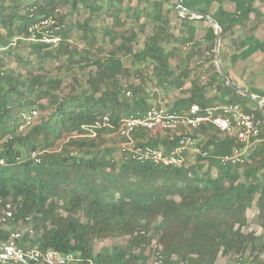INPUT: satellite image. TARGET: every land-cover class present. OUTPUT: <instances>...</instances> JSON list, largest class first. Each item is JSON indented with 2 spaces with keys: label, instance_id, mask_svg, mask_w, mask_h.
<instances>
[{
  "label": "trees",
  "instance_id": "trees-1",
  "mask_svg": "<svg viewBox=\"0 0 264 264\" xmlns=\"http://www.w3.org/2000/svg\"><path fill=\"white\" fill-rule=\"evenodd\" d=\"M123 1L0 0V51L4 54L12 53L14 43L34 37V52L45 51V55L59 60L67 57L57 67L66 71L76 66L94 67L88 71L85 83L74 76L70 90L62 93L58 80L48 73L23 74L6 67L0 55V159L5 161L0 164V213L7 204L14 211L8 222L10 230L0 224V239H7L11 231L22 230L17 225H31L37 232L34 243L43 249L75 252L82 257L79 264H148L150 255L144 249L154 240L155 251L161 256L159 264H208L207 258L220 255L228 256L226 264H264V233L245 231L249 227L248 210L253 206L256 221L264 229V106L231 88L214 63L207 80L191 78V54L200 50L203 42L213 49L216 29L210 22L205 40H195L193 22L207 19L187 14L180 16V33L175 35L170 32L175 5L166 7V0L153 1V9L142 6L151 0H130L127 15L139 18L144 14L153 23L135 51L126 43L137 38L134 30L124 37L123 45H118L114 29L107 27L104 33L110 37L112 49L92 55L97 31L92 18L104 8L113 14L122 12ZM258 1L183 0L181 10L193 9L212 16L222 28L223 63L228 59L236 63L264 46V41L249 31L252 14L263 15ZM226 2L234 4L235 9L225 8ZM63 3H71L75 9L81 5L93 15L79 24L87 47L69 49L72 23L57 11ZM42 23V31H31ZM139 28L145 32V23ZM45 31L60 39L56 53L50 49L54 43L42 40ZM171 43L174 45L168 49ZM190 43L189 52L173 67L171 60L178 56L181 45L186 48ZM123 49L134 57L147 58L151 72L137 67L139 84L127 82L130 69L119 54ZM225 70L230 76L226 64ZM189 80L191 86L185 89ZM149 82L153 84L151 89ZM154 87L166 93L183 89L174 98L175 111L215 101L238 102L255 111L263 124L248 158L241 163L223 161L233 147L243 143L210 125L192 131L204 138L203 148L208 151L205 156L189 153L181 167L134 160L122 150L124 138L117 129L123 119L160 105L152 103L159 95ZM210 89L218 94L210 97ZM247 90L264 98L263 90ZM247 99L255 101L257 108L247 106ZM48 106L54 117L37 120L18 131L25 113ZM105 115L110 117V125L95 127L96 134L92 135L94 124ZM170 136L171 131L162 129L141 128L134 133L137 144L166 149L177 144ZM192 156L194 161H190ZM57 199L63 201L62 205ZM60 208L70 216L59 213ZM80 211L85 221L77 216ZM125 236L126 245L94 252L96 240ZM28 238L29 232L22 243Z\"/></svg>",
  "mask_w": 264,
  "mask_h": 264
},
{
  "label": "rangeland",
  "instance_id": "rangeland-1",
  "mask_svg": "<svg viewBox=\"0 0 264 264\" xmlns=\"http://www.w3.org/2000/svg\"><path fill=\"white\" fill-rule=\"evenodd\" d=\"M27 1H34V0H27ZM155 0H151L149 3L144 2L142 6L149 5L150 9H153L152 3ZM134 3H136V0H133ZM130 0H124L123 1V8L124 10L122 12L117 13H111L108 12L107 8H104L102 11L95 13V16L92 18V26H95L97 29L96 31V40L94 41V45L92 48V55H99L108 53L112 49V43L110 41V37L105 35V28L110 27L114 29V33L116 35V42L118 45H123L125 40V36L129 35L130 31L134 30L137 33V38L135 41H127V44H130L133 46L134 51L142 45L145 36L148 35L151 31V27L153 26V23L151 20L144 16V14L141 17H136L132 14L127 15V11L125 10L127 6H130ZM258 6L260 7L261 11L263 12V15L256 17L255 14H252V21L249 23V31L255 33L256 36H258L262 41H264V1H258ZM164 5L166 7H174L175 10L172 12L171 16V25H170V32L174 33L175 35H179V29L181 28V18L180 16H185V11L180 10L177 11L178 6V0H166ZM225 8H228L230 10L235 9V5L232 3L226 2ZM215 10V7L212 8V11ZM58 13L65 15V20L68 23H72L70 29L68 30L70 33V37L68 38V43H70V47H77L79 49H82L84 47H87L85 44L86 40H82V34L81 27L79 24L84 22L89 17H92L93 15L87 11L84 7L80 5L78 9H75L72 7V4L70 3H63L58 5ZM177 12V13H176ZM120 20V21H118ZM141 23H145V32H141L139 25ZM194 26L196 27V33H195V40H205V34L207 32V27L210 25V21L205 20H196L193 22ZM252 27V28H251ZM216 29V28H215ZM39 31H42L43 28H39ZM50 34V32H48ZM93 35L94 33L91 32ZM50 35H48L49 37ZM34 37L28 38L25 40L24 43L16 44L14 43L12 48L11 54H4V51H0V55L4 56L5 66L8 68L18 69L23 74L29 73L30 71L33 73L41 72L44 74L50 75L51 77L58 80V83L60 84V92L67 93L70 90V86L73 83L72 79L74 76L81 79L83 83H85V80L88 77V71L94 67H72V69L66 71L62 67H57L58 64H61L62 61H67L66 56H62V59H55L52 57H49L45 55V51H41L40 53L34 52L33 48L31 47V43L34 42ZM59 38H57V41H50L47 43H54L53 46L50 48L53 53H56L59 49ZM202 41V40H201ZM174 43L167 45V48L170 49ZM223 45V40H221V48ZM180 47V46H179ZM192 44L190 43L186 48L185 46L181 45L180 51L178 52V56L173 58L171 60V63L173 67H177L180 63V60L186 55L187 52L191 49ZM212 45L207 42H203L202 47L200 50L194 52L191 54V61H190V67L192 68L191 71V78L193 79H201V81L207 80V78L212 73V69L210 68V65L214 63L216 65V58H215V47L212 49ZM126 50H121L120 55L122 57V60L124 62V65L129 67L130 69V77L128 78V83H134L139 84L141 81V78L138 76L136 72V68L141 66L146 72H151V68L148 69L147 67V58L139 56L134 57L131 54L125 53ZM231 51V50H230ZM95 53V54H94ZM227 65L230 77L232 80L243 89L247 90L248 88H257L259 90L264 91V46L259 51L248 57L247 59H239L236 63H232L230 59H228L225 63ZM217 67V65H216ZM145 75V73H144ZM147 77V76H146ZM191 86V81L189 80L185 84V89L189 88ZM148 87L151 89L153 87V84L151 82L148 83ZM156 89V87H154ZM157 93L159 94L156 99L152 101L153 104H160V105H166V106H172L174 104V98L177 95H180L183 91V89L173 90L168 93L163 92L162 89H156ZM216 94H218L217 90L210 89L208 91V95L210 97H214ZM264 100V98H262ZM217 102V101H215ZM214 102V103H215ZM220 102V101H219ZM241 104V103H240ZM242 105V104H241ZM246 105L250 106L253 109L257 108V103L255 101H252L251 99H247ZM243 106V105H242ZM246 108L245 106H243ZM264 112V111H263ZM54 117L53 109L48 106L44 110L39 111V118L37 120L42 119H49L51 117ZM57 147V146H56ZM195 156L190 157V161H194ZM218 170H215L214 173L216 174ZM57 202L59 205H62L63 201L61 199H57ZM59 213L70 216L69 213H67L64 209L60 208ZM256 215L257 210L255 206L250 208L248 210V217H249V227L245 228V231H255L257 234L264 233V229L257 223L256 221ZM77 216L82 219L86 220V217L84 216V213L80 211ZM21 227L22 230L27 226L25 225H17L16 227ZM35 231V235H36ZM125 237H115V238H102L98 239L94 243V252L97 253L103 248H109L111 249L114 245H126L127 240ZM156 243L155 240L152 243V246L149 245L145 247L144 251L147 255H150V260L148 264H151L155 257V250H156ZM208 264H226L229 261L228 256L220 255L216 259H206ZM238 264V263H233Z\"/></svg>",
  "mask_w": 264,
  "mask_h": 264
},
{
  "label": "built area",
  "instance_id": "built-area-1",
  "mask_svg": "<svg viewBox=\"0 0 264 264\" xmlns=\"http://www.w3.org/2000/svg\"><path fill=\"white\" fill-rule=\"evenodd\" d=\"M42 25L43 23L36 24L31 31L42 28ZM48 32L50 31H45L42 40L56 42L57 37H48ZM38 117L39 111L36 109L25 113L18 131L35 124ZM262 124V119L255 111L247 110L238 102H215L204 107L194 103L182 111H175L172 106L152 105L144 114L123 119L117 133L124 138L120 144L122 150L128 151L134 160L181 167L186 163L189 153L203 156L208 154L203 148L204 138L194 135L192 132L194 129L213 125L228 135L235 136L243 145L233 147L232 152L222 157V160L241 163L248 158L253 143L258 141ZM109 125L110 117L105 115L94 124L92 135L96 134L95 127ZM141 128L152 131L169 130L170 139L176 140L177 144L171 149L139 145L135 142L134 133ZM4 162V159H0V164ZM13 216L14 211L11 205L7 204L0 213V224L10 230L8 222ZM27 232L29 238L22 243ZM35 237L34 228L29 225L26 229L11 231L7 239H0V264H79L82 261V257L75 252L65 253L54 248L43 249L38 243L33 242ZM160 258L159 251H156L151 264H159Z\"/></svg>",
  "mask_w": 264,
  "mask_h": 264
},
{
  "label": "water",
  "instance_id": "water-1",
  "mask_svg": "<svg viewBox=\"0 0 264 264\" xmlns=\"http://www.w3.org/2000/svg\"><path fill=\"white\" fill-rule=\"evenodd\" d=\"M183 8V0H178V6L177 11H180ZM185 15L189 14L192 15V17L196 18H205L208 21H210L216 28V39H215V58H216V65L217 69L222 75L223 79L226 81V83L236 90L237 92L246 95L254 100H256L260 105L264 106V100L261 99L259 96L249 92L248 90L243 89L242 87L238 86L232 78L227 74L225 70V66L223 64L222 58H221V40H222V28L220 24L210 15L193 10V9H184Z\"/></svg>",
  "mask_w": 264,
  "mask_h": 264
}]
</instances>
